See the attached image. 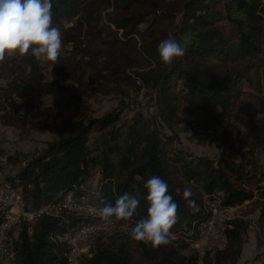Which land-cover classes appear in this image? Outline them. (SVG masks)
<instances>
[{"label":"trees","instance_id":"trees-1","mask_svg":"<svg viewBox=\"0 0 264 264\" xmlns=\"http://www.w3.org/2000/svg\"><path fill=\"white\" fill-rule=\"evenodd\" d=\"M52 2L62 51L58 63H48L59 79L46 80L41 64L30 55L6 58L0 63V75L8 80L0 86V120L21 129L52 130L60 138L21 166L13 164L16 154L7 155V161L0 158V168L13 166L9 178L19 179L28 207L55 201L74 185L95 180L103 184V205L140 190L141 202L129 228L100 235L87 264H198V251L187 253L192 243L185 238L153 248L132 239L130 231L134 221L147 217L144 184L153 175L167 183L178 204L172 232L190 231L193 222L205 217V194L223 191L225 202L235 205L253 198L248 186L264 179L255 155L258 148L264 150V117H257L264 115V97L243 101V86L263 91L264 0ZM167 38L185 52L171 65L158 52L159 42ZM142 88H149L153 100L151 118L141 110L129 119L120 108L101 117H92L88 110L91 90L125 99ZM44 95L52 97L48 106ZM184 109L204 129L222 128L226 147L217 160L176 146L175 126L186 120ZM94 132L102 136L91 143ZM186 187L198 211L187 206ZM262 187L257 185L264 196ZM260 205L258 247L264 245V200ZM2 215L0 210V221ZM83 221L89 219L45 216L34 225L33 235L23 223L13 238V264H60L65 246L53 237L76 230ZM232 224L225 247L206 253V264H237L247 221L240 218Z\"/></svg>","mask_w":264,"mask_h":264},{"label":"built area","instance_id":"built-area-1","mask_svg":"<svg viewBox=\"0 0 264 264\" xmlns=\"http://www.w3.org/2000/svg\"><path fill=\"white\" fill-rule=\"evenodd\" d=\"M12 167L8 165L6 169L0 168V210L3 212L0 221V264H13L17 256L13 238L19 234L20 226L27 223L28 234L33 235L34 225L45 216L67 220V215H76L89 219L83 221L76 230L53 237L56 243L65 246L64 261L60 264H87L85 259L92 257L91 248L100 235L129 228L130 221L125 223L114 218L111 221L102 219L101 209L105 206L99 203L103 194L102 182L76 184L72 189L62 192L55 201L28 207L25 190L19 179L12 181L9 178L13 175ZM250 202L251 199L242 204H227L223 191L204 195L205 217L193 222L188 239L190 242L194 239L192 246L196 247L200 259L208 252L214 253L225 247L228 230L233 227L234 220L246 219L244 207ZM183 233L187 236L186 232ZM177 236L176 232H172L171 239L176 240Z\"/></svg>","mask_w":264,"mask_h":264},{"label":"clouds","instance_id":"clouds-1","mask_svg":"<svg viewBox=\"0 0 264 264\" xmlns=\"http://www.w3.org/2000/svg\"><path fill=\"white\" fill-rule=\"evenodd\" d=\"M52 0H0V63L14 56H32L39 64L58 63L62 51V34L54 24ZM158 52L165 65L184 56V49L172 38L161 40ZM135 188L136 186L133 185ZM147 190V217L134 221L132 239L157 248L171 242V229L177 223L178 204L168 192L167 183L158 175L151 176ZM191 188L186 187L183 198L190 209L199 210ZM141 202L140 190L120 195L115 204L101 209L102 219L113 218L125 223L132 221Z\"/></svg>","mask_w":264,"mask_h":264},{"label":"rangeland","instance_id":"rangeland-1","mask_svg":"<svg viewBox=\"0 0 264 264\" xmlns=\"http://www.w3.org/2000/svg\"><path fill=\"white\" fill-rule=\"evenodd\" d=\"M72 25V23L67 26ZM262 56H264V51ZM42 69L46 75V80H57L59 76L55 73L53 65L45 62L41 65ZM260 85L262 92L259 90L252 89L247 83L244 84L243 90V101L251 100L252 102H260V95L264 97V69L260 70ZM0 86H5L8 80L0 75ZM89 78V77H88ZM86 78L85 81L89 82ZM66 80H64L65 82ZM89 92L87 95L88 110L91 112L92 117H101L114 109L123 110V117L125 119L131 118L135 115L136 111L141 110L146 117L151 118L154 111V104L149 93V88H142L139 91H131L130 96L123 99L121 95H107L101 92ZM250 93V95H248ZM251 93L253 96H251ZM45 105H49L52 102V97L44 95L42 97ZM182 116L186 119L180 124L175 126V131L179 134V141L176 146L182 151L188 153H194L197 155H206L213 159H218L221 151L226 147L222 128L217 130H207L198 124V120L189 111L182 110ZM264 117L263 114H259L257 117ZM168 133H171L167 129ZM235 135V131L233 132ZM60 135L52 130H39V129H21L16 126L6 125L0 120V158L6 160L7 155L16 154L18 160L14 161L15 166H21L26 163L31 157L37 156L45 146L55 140H58ZM102 135L99 132H94L91 135V143L95 142ZM260 139V138H259ZM248 149V147H244ZM4 154V155H3ZM255 155L258 157V175L262 178L264 172V150L263 148H258L255 150ZM248 169H252L251 166ZM96 180L93 184H96ZM257 185L263 186L264 189V179L260 180L258 183L248 186L249 189L253 191V198L251 202L244 207V214L247 216V232L245 234V243L243 248L245 252L239 258L237 264H264V245L258 247L257 239L259 228L257 226V220L261 210L260 202L264 200V196L260 194ZM183 232L187 233L184 235ZM177 239L187 238L186 241L189 242V231L178 230L176 232ZM175 236V234H174ZM176 239V238H175ZM174 239H172L173 241ZM252 240L255 242V246L252 244ZM96 241V240H95ZM94 241V243H95ZM175 241V240H174ZM93 243V245H94ZM192 243V242H189ZM196 247L191 244V249L186 252L189 254L197 253ZM198 264H206L204 258L199 260Z\"/></svg>","mask_w":264,"mask_h":264},{"label":"crops","instance_id":"crops-1","mask_svg":"<svg viewBox=\"0 0 264 264\" xmlns=\"http://www.w3.org/2000/svg\"><path fill=\"white\" fill-rule=\"evenodd\" d=\"M252 244L255 246V242H254V240H252ZM245 249H246V248H243V254H244V252H245Z\"/></svg>","mask_w":264,"mask_h":264}]
</instances>
